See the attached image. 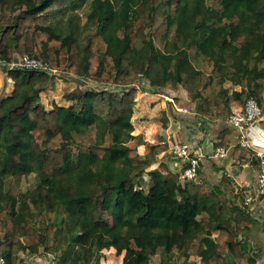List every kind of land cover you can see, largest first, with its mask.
Here are the masks:
<instances>
[{
  "label": "trees",
  "instance_id": "16d2710c",
  "mask_svg": "<svg viewBox=\"0 0 264 264\" xmlns=\"http://www.w3.org/2000/svg\"><path fill=\"white\" fill-rule=\"evenodd\" d=\"M25 57L49 70L11 67ZM0 63L14 81L11 96L0 98V255L7 264L41 251L65 263L88 236L94 264L114 247L135 248L139 264H152L150 242L178 234L185 261H168L164 246L161 264H197L193 255L202 264H232L252 219L210 186L203 169L183 186L184 170L162 163L144 190L147 168L168 148L133 134V85L145 78L157 90L182 86L211 124L226 122L232 104L253 98L262 105L264 0H0ZM59 74L80 82L65 95L68 107L47 111L38 100ZM227 82L246 94L230 93ZM89 83L101 88L83 87ZM229 143L223 135L215 148ZM232 153L259 165L249 149ZM25 177L35 178L33 189L19 188Z\"/></svg>",
  "mask_w": 264,
  "mask_h": 264
},
{
  "label": "rangeland",
  "instance_id": "374dc122",
  "mask_svg": "<svg viewBox=\"0 0 264 264\" xmlns=\"http://www.w3.org/2000/svg\"><path fill=\"white\" fill-rule=\"evenodd\" d=\"M6 66L7 65H5L4 63H0V98L11 96L12 92L14 91V81L9 77L7 72L8 70L5 69ZM59 76L60 77L56 79L55 83L52 84L46 92L41 93L38 100L42 105H44L47 111H51L56 105L68 107L71 103L66 101L65 95L78 87L80 82L78 81V79H74L71 76H68V78H62L60 74ZM133 86L138 90V96L134 108V116L132 119L135 128L133 134H142L143 137L146 138V141L152 136L154 137L153 141H157V136L166 134L163 129L169 127V124L167 123H172V119L177 123L187 121V116L192 114V107L195 110V107L199 102L192 92L183 88L182 86L177 90L171 88L157 90V88L151 86V84L148 83L145 78H141ZM83 87L86 89L101 88L100 86H96L92 83L83 84ZM141 87H144L143 91L140 89ZM115 88L116 89H114L113 92L118 91L124 93L121 87L117 86ZM153 89L160 92V94H166L169 92V94L174 95L176 97V106H173L169 102L165 103L164 98H161L158 93H155L156 95L154 94V92L153 94L150 93ZM228 90H231V88H229ZM177 108L188 109L191 113L189 115H180L181 113L177 110ZM71 150L75 151L74 148H71ZM138 151L140 155H144L145 147H139ZM150 170L151 167H148L147 173L145 174L146 183L143 186L144 190L147 193L154 178L153 176H151ZM187 183L189 182L182 180L183 186ZM35 185L36 180L34 177H25L19 184V188L25 191L27 189H33ZM180 240V234L174 236L171 239L164 237L155 238L152 242H150L149 245L154 253L151 263L161 264L164 246L168 247L166 250V259L168 258V261H175L176 263H182L183 261H185V255L184 253H182V243L180 242ZM93 246L94 245L91 236L81 238L75 244L72 253H70L69 258L65 263H59L57 259H55L54 255H45L43 254V251H41V254L33 257L27 256L25 254H22V256L25 259V264H94V257L96 252L94 251ZM190 260H196L197 264H202V259L196 257V255L191 256ZM98 264H139V257L135 248H132L129 251H120L116 247H114L111 250L104 251L102 253L101 259Z\"/></svg>",
  "mask_w": 264,
  "mask_h": 264
},
{
  "label": "crops",
  "instance_id": "0c3cea01",
  "mask_svg": "<svg viewBox=\"0 0 264 264\" xmlns=\"http://www.w3.org/2000/svg\"><path fill=\"white\" fill-rule=\"evenodd\" d=\"M225 88L227 90L231 88V90H229L230 93L237 91L245 95L247 92L240 86H236L231 82L226 83ZM261 106L263 108V115L260 119L259 126L264 132V101ZM231 108L232 111H234L240 107L232 104ZM192 110V114L187 116V121L177 123L172 119V123H167L169 127L163 129L166 134L157 136V141H153V136L147 140L154 146L163 145L168 148L166 152L157 157L158 163L154 166H150L151 176H158L159 165L162 163L172 169H176V160L171 157L169 152L170 146L181 141L188 142L196 145L197 148L206 155L203 172L210 186H220L229 196V201L234 200L238 206L242 208L246 207L243 205L245 197L248 193L254 194L257 189L258 165L248 163V161L251 160L250 155H248L244 161L235 160L232 155L233 149L227 159L216 157L209 158L208 156H211L215 151V144L222 141L223 135L227 136L230 142L228 146H231L237 141L238 131L226 122H219L216 124L208 123L205 121L204 117L195 113L193 107ZM246 208V215L251 217L253 227L237 239V243L240 247L237 255H233L234 261L232 264H264V197L256 198L255 201ZM200 258L201 257H199V259Z\"/></svg>",
  "mask_w": 264,
  "mask_h": 264
},
{
  "label": "built area",
  "instance_id": "2783aa9c",
  "mask_svg": "<svg viewBox=\"0 0 264 264\" xmlns=\"http://www.w3.org/2000/svg\"><path fill=\"white\" fill-rule=\"evenodd\" d=\"M25 67L34 69L49 70V65L40 61L31 60L28 57L23 58L19 63L11 67ZM162 91V90H161ZM165 103L169 102L176 106V97L172 94L157 92ZM180 115H189L188 109L177 108ZM263 115L262 106L253 98L247 100L243 107L232 111L226 123L230 124L238 131L237 141L229 147H218L210 157L221 159L229 158L231 150L240 146L252 150L258 160L257 189L254 194L248 193L243 201V205L250 206L256 198L264 197V132L259 126ZM171 156L176 160L177 166L183 171L182 180L186 182L195 181L198 178V172L203 169V162L206 155L197 148L196 145L188 142H178L171 145L169 150ZM176 166V168H177ZM0 264H7L6 259L0 255Z\"/></svg>",
  "mask_w": 264,
  "mask_h": 264
},
{
  "label": "bare ground",
  "instance_id": "6f19581e",
  "mask_svg": "<svg viewBox=\"0 0 264 264\" xmlns=\"http://www.w3.org/2000/svg\"><path fill=\"white\" fill-rule=\"evenodd\" d=\"M141 130V129H140ZM151 133V132H150ZM152 134V133H151ZM150 136V135H149Z\"/></svg>",
  "mask_w": 264,
  "mask_h": 264
},
{
  "label": "water",
  "instance_id": "95a60500",
  "mask_svg": "<svg viewBox=\"0 0 264 264\" xmlns=\"http://www.w3.org/2000/svg\"><path fill=\"white\" fill-rule=\"evenodd\" d=\"M44 264H48V263H44Z\"/></svg>",
  "mask_w": 264,
  "mask_h": 264
}]
</instances>
